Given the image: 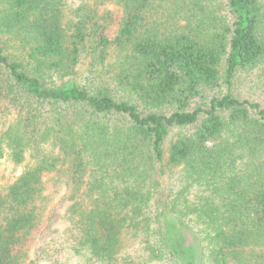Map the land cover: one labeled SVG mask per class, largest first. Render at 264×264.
<instances>
[{
  "label": "trees",
  "instance_id": "obj_1",
  "mask_svg": "<svg viewBox=\"0 0 264 264\" xmlns=\"http://www.w3.org/2000/svg\"><path fill=\"white\" fill-rule=\"evenodd\" d=\"M4 160L0 264L63 188L82 264H264V0H0Z\"/></svg>",
  "mask_w": 264,
  "mask_h": 264
},
{
  "label": "rangeland",
  "instance_id": "obj_2",
  "mask_svg": "<svg viewBox=\"0 0 264 264\" xmlns=\"http://www.w3.org/2000/svg\"><path fill=\"white\" fill-rule=\"evenodd\" d=\"M82 1L83 0H64V3L66 9L69 11L71 9H77ZM106 7L111 8L114 13V21L108 32V37L110 39H114L120 28L123 14L122 10L117 6L110 5ZM116 59V55L112 54L110 56L109 62L114 63ZM82 69L83 73L86 70V67H83ZM247 91L246 97H255L253 94H250L252 92ZM21 172L22 170L19 167H16L13 163L4 160L0 165V184L12 181L16 176H19ZM68 194L69 190L67 188H63L58 195L54 196L52 204L44 213L39 233L29 245L30 257L41 264L46 263V260H43V256H45L43 254V250H45L47 246L59 248L60 252L57 254L56 258L61 263L82 264L80 259L74 257L66 250L61 249V246L59 245L63 232L69 227V222H67L65 218L66 211L70 205V202H68L69 199H67ZM128 252L135 264H148V261L143 256L142 249H139L138 244L132 245Z\"/></svg>",
  "mask_w": 264,
  "mask_h": 264
}]
</instances>
